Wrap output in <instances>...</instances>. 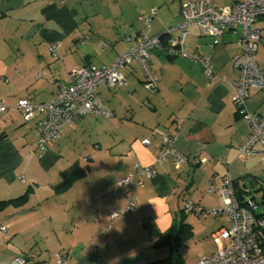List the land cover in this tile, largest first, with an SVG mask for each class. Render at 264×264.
<instances>
[{"label": "crops", "instance_id": "obj_1", "mask_svg": "<svg viewBox=\"0 0 264 264\" xmlns=\"http://www.w3.org/2000/svg\"><path fill=\"white\" fill-rule=\"evenodd\" d=\"M207 1L226 8L236 0ZM180 3L0 1V99L9 107L0 114V201L13 200L0 209V224L5 226L0 264H11L15 257L26 264H55L57 252L68 257L67 264H95L98 257L104 264H142L158 252L152 245L160 234L186 222V200L210 208L222 205L217 194L207 192L210 183L219 184L228 174L240 186L250 189L242 179H251L255 191L264 189L256 190L257 166L264 161L238 154L251 130L231 100L230 84L239 77L232 61L239 52V27L236 34L218 36L217 43L196 26L188 29L184 50L207 58L218 79L205 75L200 60L170 57L165 44L155 47L150 50V67L158 78L155 90L144 86V73L132 61L122 68L124 86L97 88L113 116H81L44 150L37 146L40 115L25 121L15 107L22 98L34 103L51 99L60 83H69L76 67L109 65L130 47L127 37L141 29L140 14L155 10L149 35L178 24ZM256 26L261 37L255 60L264 73V16ZM84 30L88 40L79 43ZM54 41L59 42L58 58L48 51ZM245 107L250 113L263 111L264 92L250 90ZM167 131L176 135L175 150L187 157L180 169L169 158L144 186L133 191L118 186V179L133 173L136 163H153ZM144 138H149L148 145L141 143ZM128 194L139 209L107 229L109 210L122 209ZM211 216L210 227L202 224L200 234L208 229L214 248L202 256L225 244L213 233L228 226L227 216Z\"/></svg>", "mask_w": 264, "mask_h": 264}, {"label": "built area", "instance_id": "obj_2", "mask_svg": "<svg viewBox=\"0 0 264 264\" xmlns=\"http://www.w3.org/2000/svg\"><path fill=\"white\" fill-rule=\"evenodd\" d=\"M179 13L181 21L157 35L148 34L151 15L155 14V10H152L151 15L140 14L138 20L142 24L141 29L127 37V40L131 41L130 47L109 65L101 67L89 65L72 69L69 73V83H60L54 96L49 100L38 103L27 98L17 100L15 107L21 112L25 121L40 115L36 124L38 148L46 149L62 134L65 126L72 124L81 116L91 115L105 119L112 117V110L97 96V88L124 86L126 81L122 68L134 60L144 73V86L149 90H155L158 78L150 67V50L163 45V37L167 39L165 47L168 55L190 56L192 59L200 60L205 75L211 81L218 79L207 58L197 53L188 54L184 50L188 29L196 26L203 35L214 37L213 42L217 43L218 36L226 32L236 34V28L239 27L240 33L235 41L239 52L232 59L233 65L239 71V77L230 84L231 100L236 105L237 113L249 122L251 130L238 147V154L240 157L256 155L264 161V110L250 113L245 107L250 90L264 92V73L255 60V52L261 37L256 22L264 16V0H236L226 8H220L207 0H181ZM87 40L88 35L84 30L79 43H85ZM102 46L107 48L105 43ZM58 47V41L49 45L48 51L53 58L59 56ZM8 108V105L0 99V114L5 113ZM175 140L174 133L168 131L163 133L161 147L153 163L149 165L136 163L133 173L118 179V186L128 187L130 191L144 186L145 179H152L157 174V168L169 158L179 170L187 157L175 150ZM149 142V138L141 141L143 145H148ZM257 145L261 148L257 149ZM244 191L246 194L239 199L235 193L234 183L227 174L221 183H210L207 187V192L220 197L222 202L220 207H205L192 200L184 202L183 211L186 213L225 214L228 219V226L221 227L213 233L214 237L222 239L225 244L214 253L200 257L197 264H264V212L257 211L260 203L255 200L251 189L246 188ZM137 209H139L137 202L131 194H128L122 209L109 210L107 229H110L116 221L124 223L126 216ZM0 232L5 233V226L2 224H0ZM68 260V257L59 252L54 254L55 264H67ZM11 264H26V260L15 257ZM95 264H104L103 259L98 257Z\"/></svg>", "mask_w": 264, "mask_h": 264}, {"label": "rangeland", "instance_id": "obj_3", "mask_svg": "<svg viewBox=\"0 0 264 264\" xmlns=\"http://www.w3.org/2000/svg\"><path fill=\"white\" fill-rule=\"evenodd\" d=\"M256 172L259 177V179L256 180V190H257L261 186L264 187V164H259L257 166ZM250 181L251 179H242L243 184H249ZM253 196L255 200L258 203H260V207L258 208L257 211L264 212V204L261 203V194L258 193L257 191H253ZM204 215H200V214L197 215L195 213H191V214L188 213L186 215V222L192 223L196 228L199 229V231L198 233L197 230L196 233L192 232V234L188 237L185 243L179 245L176 248L177 254L181 256V258L184 261V264H197L198 260L200 259V257H202V254L205 253L206 250H210L211 248H214L213 240L211 241V238L209 239L208 229L204 233L200 234L201 232L200 229L202 224L208 226L207 228H209L210 220L213 218L211 214H204ZM184 218L185 217H183V219ZM223 225H226L224 219H223ZM168 252H169L168 248L160 250L157 253L153 252L154 255L150 257L151 258L150 260L154 258H162L163 256H166Z\"/></svg>", "mask_w": 264, "mask_h": 264}, {"label": "trees", "instance_id": "obj_4", "mask_svg": "<svg viewBox=\"0 0 264 264\" xmlns=\"http://www.w3.org/2000/svg\"><path fill=\"white\" fill-rule=\"evenodd\" d=\"M166 40H167L166 37H163L164 44ZM170 57H174V56H170ZM233 183H234L235 193L238 196V198L241 199L243 195L246 194V192L244 191L246 186L245 185L240 186L237 181H233ZM260 190L261 189H258L257 191ZM253 191H255V189L251 190L252 194ZM261 191H262L261 203L264 204V189H262ZM11 201L13 200L0 201V209ZM191 234H192V227L189 223L185 222L184 220H182L179 225L170 227L168 231L160 234L152 245L153 248H155L157 251L168 248L169 250L168 254L166 256H163L162 258H154L142 264H184V261L181 258V256L177 254L176 248L179 245L185 243V241L188 239V237Z\"/></svg>", "mask_w": 264, "mask_h": 264}, {"label": "water", "instance_id": "obj_5", "mask_svg": "<svg viewBox=\"0 0 264 264\" xmlns=\"http://www.w3.org/2000/svg\"><path fill=\"white\" fill-rule=\"evenodd\" d=\"M249 186H250V189L253 190L254 189V184L250 181L249 182Z\"/></svg>", "mask_w": 264, "mask_h": 264}]
</instances>
